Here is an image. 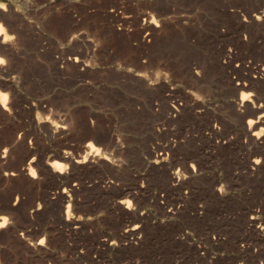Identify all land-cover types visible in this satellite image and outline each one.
<instances>
[{
  "label": "rangeland",
  "instance_id": "rangeland-1",
  "mask_svg": "<svg viewBox=\"0 0 264 264\" xmlns=\"http://www.w3.org/2000/svg\"><path fill=\"white\" fill-rule=\"evenodd\" d=\"M0 4L13 38L0 43V264L264 263V235L248 223L254 211L264 224V143L245 122L258 119L264 138V98L260 112L236 105L264 76L234 85L264 65V0Z\"/></svg>",
  "mask_w": 264,
  "mask_h": 264
},
{
  "label": "bare ground",
  "instance_id": "bare-ground-1",
  "mask_svg": "<svg viewBox=\"0 0 264 264\" xmlns=\"http://www.w3.org/2000/svg\"><path fill=\"white\" fill-rule=\"evenodd\" d=\"M255 19L256 20H259L260 18H261V15L260 14H255ZM0 28H2L1 26H0ZM12 35H10V34H6V33H4L2 30H0V43H2V44H6L7 43V45H12ZM68 61H70V62H73V63H76V64H79V59L77 58V57H73V58H68L67 59ZM67 62V61H66ZM72 65V64H71ZM79 67V66H78ZM81 67V66H80ZM2 72V71H1ZM256 75H253V76H246L247 78H246V81H242V82H240V81H237V82H235L234 83V85H235V89H237V91H238V89H240V90H242V89H250L252 86H255L256 85V82H257V79L258 78H261V77H263L264 76V65H260V66H258L257 68H256ZM1 74V73H0ZM138 75H140L139 73H138ZM249 75V74H248ZM139 77V76H138ZM141 77V76H140ZM5 88H8V89H12V86L11 85H9V84H5V85H3ZM253 92H242L241 93V95L237 98V100H236V105L238 106V107H243V106H250L251 108H252V111L254 112V113H256V112H260L263 108H262V106H261V104H256L255 103V101H257V100H259L261 97L262 98H264V85L259 89V91H258V95H256L253 99H249V95L250 94H252ZM7 94H8V92H5L4 90H0V106H1V108L3 109V110H9V107H8V105H7ZM254 95V94H253ZM4 97H6V99H4ZM248 101H250V102H248ZM249 103V104H248ZM236 107V106H235ZM240 109V108H239ZM248 113H249V111H248ZM242 114H243V112H242ZM263 114V113H262ZM259 116V115H258ZM260 118V117H259ZM243 119V118H242ZM39 120V119H38ZM51 122V121H50ZM245 122H247V129L251 132V135L253 136V142L256 144V146L257 145H261V144H263L264 143V138H262V139H260V133L259 132H256L254 129H255V127L257 126V123H258V119L257 120H253V119H248L247 121H245ZM40 123V122H39ZM49 123V122H48ZM64 123V122H63ZM65 124H66V122H65ZM65 124H58V123H56V122H51L50 123V126L56 131H60V130H62V129H65V128H67V126L65 125ZM67 125H68V123H67ZM260 125V124H259ZM258 125V126H259ZM51 128V129H52ZM48 129V128H47ZM258 130V129H257ZM63 131V130H62ZM250 132H248V133H250ZM247 133V132H246ZM249 137V136H248ZM246 142H248V141H246ZM249 143H251L250 141H249ZM248 144V143H247ZM87 145H89V147L90 148H93L94 147V145L91 143V142H89ZM6 148H4L3 149V153L4 152H6ZM96 150H98L97 148H96ZM95 151V150H94ZM95 153H97V151L95 152ZM98 153H100V152H98ZM103 152H101V154H102ZM92 155H94V154H92ZM96 155V154H95ZM94 155V156H95ZM107 154H105V155H101V156H97V158H103V159H106V161L108 160V157L106 156ZM85 156H86V154H85ZM258 156V155H257ZM83 157V156H82ZM80 157V158H76V159H74V160H72L68 155H67V152L64 150L62 153H61V158H63L64 160H66L67 162H69L70 164H74V163H83L84 161H86V157ZM89 158V157H88ZM96 158V157H95ZM94 158V160L96 161V159ZM163 159V157L159 154V155H155L152 159H151V163H154V164H158V163H160L161 162V160ZM34 160V157H32L31 159H30V161H33ZM98 160V159H97ZM48 163H49V166H50V168H51V171H53V172H57V173H59V174H61V173H63V171L65 170V167H64V165L62 164V163H58L57 161H55V160H52L51 162H49L48 161ZM28 165H29V163H28ZM260 165H261V160H260V156L259 157H254V158H252V159H250V161H249V168H251L252 170H254L255 171V169H258V168H260ZM66 166V165H65ZM63 167H64V169H63ZM28 168V170H27V172H28V174L31 176V177H34L35 176V171H34V169H33V167L32 166H30L29 165V167H27ZM254 171H252V172H254ZM188 173H190V175H195L196 174V169H195V166H194V164H190L189 165V169H188ZM9 174V173H8ZM10 174H13V172H11ZM181 174V173H180ZM179 174V172L178 171H176V183H179L180 182V180H181V175ZM171 179L172 180H174V178H175V175L174 174H171ZM215 189H216V191L219 193L218 195H221V196H223V195H225L226 194V190L223 188V186L222 185H219V186H216L215 187ZM121 203H123V204H125V207L126 208H130V206H129V200L127 199V198H125V199H121V200H119ZM124 206V205H123ZM69 204H67V215L69 214V212H70V210H69ZM65 209V210H66ZM81 215H79V217L78 216H76V221L78 222V223H81V221H80V219H81V217H80ZM68 217V216H67ZM69 218V217H68ZM67 218V219H68ZM7 220H8V216L6 215V213H5V211H4V209H0V225H2V226H0V228H3L5 225H6V223H7ZM248 223L250 224V225H253V226H255V227H257V230L261 233L260 235H264V224L263 223H261L259 220H258V217H257V214H256V212H254V211H252L251 213H250V216H249V218H248ZM138 232V227L136 226V225H134V226H128V227H126L124 230H123V235L124 236H130V235H134L135 233H137ZM257 233V232H256ZM264 239V238H263ZM41 241H42V239L39 241V243H41ZM116 243L115 242H111V245H112V247L115 245ZM264 250V249H263ZM258 264H264L263 262H260V263H258Z\"/></svg>",
  "mask_w": 264,
  "mask_h": 264
},
{
  "label": "snow or ice",
  "instance_id": "snow-or-ice-1",
  "mask_svg": "<svg viewBox=\"0 0 264 264\" xmlns=\"http://www.w3.org/2000/svg\"><path fill=\"white\" fill-rule=\"evenodd\" d=\"M0 7H3V5L0 4ZM0 30H2V28H0ZM0 63H3V60H0ZM4 99H6V97H4ZM0 226H2V225H0ZM41 243H43V241H41Z\"/></svg>",
  "mask_w": 264,
  "mask_h": 264
}]
</instances>
